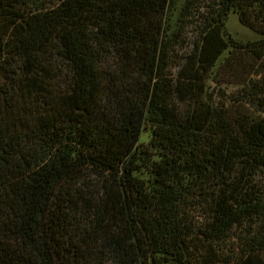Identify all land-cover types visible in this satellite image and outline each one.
<instances>
[{
  "label": "trees",
  "instance_id": "16d2710c",
  "mask_svg": "<svg viewBox=\"0 0 264 264\" xmlns=\"http://www.w3.org/2000/svg\"><path fill=\"white\" fill-rule=\"evenodd\" d=\"M262 107L264 0H0V264H264Z\"/></svg>",
  "mask_w": 264,
  "mask_h": 264
},
{
  "label": "rangeland",
  "instance_id": "374dc122",
  "mask_svg": "<svg viewBox=\"0 0 264 264\" xmlns=\"http://www.w3.org/2000/svg\"><path fill=\"white\" fill-rule=\"evenodd\" d=\"M225 30L226 32L232 36V38L246 41V40H253L255 39L254 35L250 33L245 27L241 26L235 16V14H230L228 19L225 23ZM181 52V49L179 50V53ZM228 71V70H226ZM240 74H235L234 72L226 73V75L217 76L216 80L210 84V89L213 88L215 92H217L219 87V82H222L223 84V91L225 99L229 100V97H232L235 95V91L238 90V82ZM218 83H217V82ZM220 87V88H222ZM264 108V107H262Z\"/></svg>",
  "mask_w": 264,
  "mask_h": 264
}]
</instances>
